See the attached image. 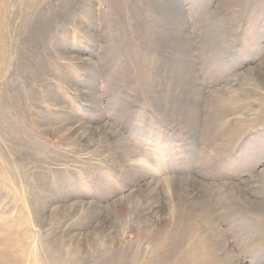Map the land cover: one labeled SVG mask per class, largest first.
Wrapping results in <instances>:
<instances>
[{
  "label": "rangeland",
  "instance_id": "rangeland-1",
  "mask_svg": "<svg viewBox=\"0 0 264 264\" xmlns=\"http://www.w3.org/2000/svg\"><path fill=\"white\" fill-rule=\"evenodd\" d=\"M0 1V253L12 264H264V0ZM174 25L185 27L201 86L195 117ZM72 118L107 122L142 161L119 165L60 133ZM168 179L213 190L220 253L199 217L182 229L164 217L159 231L115 224L113 203ZM79 202L98 208L118 246L93 239L99 221L78 214Z\"/></svg>",
  "mask_w": 264,
  "mask_h": 264
},
{
  "label": "bare ground",
  "instance_id": "bare-ground-1",
  "mask_svg": "<svg viewBox=\"0 0 264 264\" xmlns=\"http://www.w3.org/2000/svg\"><path fill=\"white\" fill-rule=\"evenodd\" d=\"M10 1V0H8ZM1 2V1H0ZM5 2V0H4ZM3 2V5H4ZM9 3V2H8ZM6 3V4H8ZM10 4V3H9ZM233 4V3H232ZM32 5V4H31ZM228 6V5H227ZM5 7V5H4ZM2 8V6H1ZM6 8V7H5ZM3 9V8H2ZM32 9V8H31ZM1 10V9H0ZM182 10V9H181ZM180 10L177 8L176 10H174V13H178ZM3 12V11H2ZM12 12V11H11ZM11 12L9 11V13L11 14ZM182 12V11H181ZM5 13V12H4ZM171 13V12H170ZM171 13V14H174ZM4 16V15H2ZM173 16V15H172ZM1 17V16H0ZM11 17V16H9ZM174 17V16H173ZM173 17L170 16V20H173ZM7 18V17H6ZM177 18V17H176ZM184 18V17H183ZM9 20V19H8ZM183 20V19H182ZM2 21L3 24V20H0V22ZM7 22V20H6ZM5 22V23H6ZM173 23V22H172ZM2 24L0 25L1 27V31H0V35L3 36L4 38V33H3V27ZM7 25V23H6ZM14 25V24H13ZM176 25L172 26V34L171 37L173 38V45L172 47H175L176 49V53H177V57H176V62L178 64L179 69V76L182 77V86H186L187 88H189V92H190V97L187 99V102L185 106L188 105V113L191 114L192 117H195L198 112H199V108H201V105L198 106V89L201 88V86L198 85L197 83V79L196 76L194 75V69H193V65H192V61L189 59H185V56H187L188 54V58L189 57V39H188V34L185 31V27L184 25L182 26V29L179 30L178 28L175 27ZM8 28V27H7ZM5 29V28H4ZM7 33V31H6ZM5 33V34H6ZM6 38H8L7 36H5ZM5 38V39H6ZM2 45V44H1ZM0 45V47H1ZM191 45V44H190ZM222 46V44H221ZM173 49V50H175ZM218 50V49H217ZM6 51V50H5ZM175 52V51H173ZM260 52V51H259ZM6 54V53H4ZM260 56V55H259ZM2 58V56H1ZM0 58V60H1ZM4 58V57H3ZM4 60V59H3ZM2 60V61H3ZM1 61V63H2ZM258 61V60H257ZM263 63V62H262ZM257 64V63H256ZM1 67V66H0ZM245 67V66H244ZM253 68V67H252ZM257 68V66H256ZM261 68V67H260ZM172 70V69H171ZM1 71V70H0ZM2 72V71H1ZM254 72V71H253ZM257 72V71H256ZM259 73V72H258ZM1 74V73H0ZM3 74V73H2ZM263 74V73H262ZM261 75V73H260ZM178 76V77H179ZM249 79V78H248ZM181 80V79H180ZM244 80V79H243ZM247 80V79H246ZM199 81V79H198ZM252 81V80H251ZM177 82V80H176ZM259 82V81H258ZM179 85V84H178ZM242 85V84H241ZM247 86V85H246ZM235 87V86H234ZM242 87V86H241ZM184 88V87H183ZM245 88V87H244ZM204 89V87H203ZM240 89V88H239ZM185 90V89H184ZM200 90V89H199ZM249 90V89H248ZM203 91V90H202ZM249 92V91H248ZM251 92V90H250ZM249 92V93H250ZM225 93V92H224ZM93 103L95 104L97 102V97L93 92ZM95 95V96H94ZM203 95V94H202ZM200 96V95H199ZM197 98V99H196ZM199 99H201L199 97ZM204 99V98H203ZM193 100L195 101V105L190 104L193 103ZM245 101V100H244ZM249 101V100H247ZM190 104V105H189ZM198 106V107H197ZM234 116V115H233ZM72 117V116H71ZM200 117V116H199ZM188 118V117H187ZM189 119V118H188ZM201 120V119H200ZM193 123V122H192ZM182 124V123H181ZM191 124V123H190ZM189 127V126H188ZM65 129V130H64ZM196 129V128H195ZM186 130V129H185ZM192 131V130H191ZM62 134H71V136L76 137L77 139L81 140L84 139L83 137H85V142L88 143V145H90L91 147H105V153L108 154V156L110 158H112L115 163L119 164V165H123V166H129V167H136L137 162L142 161V159H140V154L135 151L134 149H132L125 141V139L121 136V134L116 131L114 129V127H112L110 124H108L107 122H103L101 123L100 119L99 122L97 121V124L94 125H90V124H86V123H81L79 124L75 119H71L70 121H68L67 123H65V125L63 126L62 131H59ZM189 132V131H188ZM190 134V133H189ZM192 135V134H191ZM84 142V141H83ZM90 147V148H91ZM2 148V147H1ZM84 148V147H82ZM3 149V148H2ZM71 149V148H70ZM86 151V149H85ZM4 152V151H3ZM6 153V152H5ZM1 156V155H0ZM2 158V157H1ZM1 162V161H0ZM108 162V161H107ZM8 164V163H7ZM147 164V163H146ZM8 167V165H6ZM122 166V167H123ZM4 167V165H3ZM5 169V167H4ZM7 169V168H6ZM11 171L12 169L9 168ZM19 170V169H18ZM15 171V170H14ZM6 172V171H5ZM142 172V171H141ZM2 173V172H1ZM147 175V173H145ZM3 175V174H2ZM11 175V174H10ZM143 176V175H142ZM263 176V175H262ZM139 177V176H138ZM151 177V176H150ZM12 178V177H11ZM21 178V177H20ZM19 178V179H20ZM145 178V177H144ZM148 178V177H147ZM145 178L146 181H148V179ZM1 179V177H0ZM140 179V178H139ZM3 180V178H2ZM12 180V179H11ZM21 180V179H20ZM132 180V179H131ZM192 180V179H191ZM195 180V179H194ZM264 180V179H262ZM18 181V178H17ZM16 181V183H17ZM22 181V180H21ZM151 181V180H150ZM156 181V180H155ZM6 182V181H5ZM8 182V181H7ZM19 182V181H18ZM161 182L158 183H153V182H146L144 184V187L139 189V191L133 195L131 198H129L128 200H118L117 202L113 203L112 206L110 207V211L109 213L113 216V219H115V224H117L118 222L121 225H125L129 224L130 221H137L138 225H140V227H146L147 224H149V228H153V229H161L162 227H160L159 222L160 220L164 219L168 220L170 222H172L173 227L179 228L181 225H185L182 224L181 219L185 221L190 220L191 218L194 217H199L201 219L204 220V225L206 227L207 230V240L210 243V248L211 251L216 254V253H220L223 250V241L222 239L217 236L219 233L216 229L217 227L215 226L214 222H213V213H212V209H213V205H212V197L211 195L214 194L213 190L203 184H197L194 183V181H190V180H175V181H170V179L166 180L164 182V186L161 188ZM25 184V183H24ZM263 184V183H262ZM6 185V184H5ZM15 185V182H14ZM23 185V184H22ZM133 186V184L131 185ZM25 187V186H24ZM138 187V186H137ZM18 188L20 189L21 187L18 186ZM235 189V188H234ZM15 190V189H14ZM24 190V189H23ZM26 190V189H25ZM239 190V189H238ZM245 190V189H244ZM158 192H163L164 193V197L162 198L163 200H165V206L161 205V200L160 197L158 196ZM229 192V191H228ZM235 192V191H234ZM18 193V192H17ZM22 193V191H21ZM24 193V192H23ZM230 194V193H229ZM235 194V193H234ZM245 194V193H244ZM236 195V194H235ZM241 195V194H240ZM17 196V195H15ZM232 196V195H231ZM22 197V196H21ZM26 197V196H25ZM238 197V196H237ZM1 199V197H0ZM69 199V198H68ZM58 200V199H57ZM69 201V200H68ZM258 201V200H257ZM56 202V201H55ZM70 202V201H69ZM63 203V202H62ZM128 204V210L122 213H119L118 210L115 208L118 205L121 204ZM41 204V203H40ZM58 204V203H57ZM55 205V204H54ZM75 208L77 209V213L80 214L83 212V214L85 213L88 217L90 218L89 213L93 212V219L94 221H99V228H97V233H95L94 235H92L95 239L97 240L101 235H103L106 239L107 242L106 244H108L110 246H118L122 240V238H120V240H114V235H113V231L110 232L107 228L109 226H107V222L105 220V218L101 219L99 217V213H98V208H94L91 205H86L85 203L79 202V203H74ZM31 207V206H30ZM29 207V208H30ZM67 207V206H66ZM235 208V207H234ZM164 209V210H163ZM74 210V209H73ZM65 212V211H64ZM75 212V211H74ZM40 213V212H39ZM63 213V212H62ZM123 216L125 219L123 220L122 217ZM96 215V216H95ZM64 216V215H63ZM69 216V215H68ZM75 216V215H74ZM77 216V215H76ZM101 216V215H100ZM132 216V218H131ZM41 217V216H40ZM72 217V216H71ZM8 218V217H7ZM48 218V216H47ZM63 218V217H62ZM78 218V217H76ZM189 218V219H187ZM49 219V218H48ZM47 219V220H48ZM71 219V218H70ZM69 219V220H70ZM96 219V220H95ZM127 219V220H126ZM51 220V219H50ZM88 220V219H87ZM126 220V221H125ZM180 220V221H179ZM38 221V220H37ZM65 221V220H64ZM67 221V220H66ZM132 221V222H133ZM49 222V221H48ZM83 222V221H82ZM86 222V221H85ZM158 222V223H157ZM180 222V223H179ZM199 222V221H198ZM11 223V222H10ZM20 223V222H19ZM69 223V222H68ZM189 223V221L187 222ZM195 223V222H194ZM197 223V222H196ZM199 223H202V221H200ZM3 224V223H2ZM111 224V223H110ZM179 224V225H178ZM198 224V223H197ZM66 225V224H65ZM87 225V224H86ZM105 225L107 226V228L105 227ZM137 225V226H138ZM146 225V226H145ZM18 226V225H17ZM20 226V225H19ZM60 226V225H59ZM196 226V225H195ZM9 227V226H8ZM21 227V226H20ZM19 227V228H20ZM26 227V226H25ZM47 227V226H46ZM49 227L50 224H49ZM111 227V226H110ZM115 227V226H114ZM172 227V228H173ZM184 227V226H183ZM13 228V227H12ZM16 228V227H15ZM42 228V227H41ZM86 228V226H85ZM89 228V227H88ZM94 228V227H93ZM113 228V227H112ZM170 228V227H169ZM181 228V227H180ZM204 228V226H203ZM5 229V227H4ZM7 229V227H6ZM5 229V230H6ZM24 229V228H23ZM50 229V228H49ZM182 229V228H181ZM187 229V228H186ZM195 229V228H193ZM9 230V229H7ZM18 230V229H17ZM22 230V229H21ZM29 230V229H28ZM122 230V229H121ZM16 231V230H15ZM37 231V230H36ZM45 231V230H44ZM81 231V230H80ZM159 231V230H158ZM164 231V230H163ZM194 231V230H193ZM217 233H216V232ZM10 232V231H9ZM8 231L7 233L10 234ZM25 232V231H24ZM39 232V231H38ZM56 232V230H55ZM168 232V231H167ZM40 233V232H39ZM46 233V231H45ZM51 233V231H50ZM91 233V232H89ZM155 234V233H154ZM174 234V232H173ZM186 234V233H185ZM217 236H215V235ZM26 235V234H25ZM30 235V233H29ZM47 235V234H46ZM49 235V233H48ZM47 235V236H48ZM52 235V234H51ZM55 235V234H54ZM57 235V234H56ZM80 235V234H79ZM119 235V234H118ZM122 235V234H121ZM156 235V234H155ZM169 235V234H168ZM172 235V234H171ZM44 236V235H43ZM185 236V235H184ZM49 237V236H48ZM73 237V236H72ZM76 237V236H75ZM154 237V235H153ZM178 237V236H177ZM10 238V237H8ZM13 238V237H12ZM28 238V237H27ZM46 238V237H45ZM78 238V237H77ZM152 238V237H151ZM159 238V237H158ZM37 240V238H35ZM70 239V238H69ZM185 239V238H184ZM72 240V239H71ZM110 240V241H108ZM159 240V239H158ZM10 241V240H9ZM39 241V239H38ZM103 241V240H102ZM12 242H16L13 241ZM45 241L43 240V243ZM101 242V241H100ZM125 242V241H124ZM159 242V241H158ZM40 244V241L38 242ZM37 243V244H38ZM98 243V241H97ZM45 244V243H44ZM44 246L45 248V245ZM99 244V243H98ZM158 244V243H157ZM18 245V244H16ZM35 245V244H34ZM104 245V244H103ZM168 245V244H167ZM198 245V244H197ZM200 245V244H199ZM41 246V249H43ZM97 246V245H96ZM108 246V245H107ZM154 246V245H153ZM201 246H202V242H201ZM47 248V247H46ZM58 248V247H56ZM123 248V247H122ZM152 248V247H151ZM201 248V247H200ZM113 250L112 248H108ZM172 249V248H171ZM39 250V248H38ZM54 250V249H52ZM52 250H50L49 252H51ZM102 250V249H101ZM158 250V249H157ZM160 250V249H159ZM24 251V250H23ZM120 251V250H119ZM182 251V250H181ZM193 251V250H192ZM44 252V251H42ZM56 252V250H55ZM59 252V251H58ZM153 252V251H152ZM191 252V250H190ZM171 253V252H170ZM205 253V252H204ZM44 253H42L43 255ZM50 254V253H49ZM52 254H54L52 252ZM56 254V253H55ZM59 254V253H58ZM57 254V255H58ZM114 254V253H113ZM197 254V253H196ZM195 254V255H196ZM11 255V254H10ZM56 255V262L58 263V256ZM60 255V254H59ZM172 255V254H171ZM188 255V254H186ZM1 259L4 261V264H12V261L9 259V257H7V255L5 253H0ZM35 256V255H34ZM204 256V255H203ZM20 257V256H19ZM36 257V256H35ZM50 257L55 258L53 256ZM49 257V258H50ZM91 257V256H90ZM103 257V256H102ZM173 257V256H172ZM199 257V255H198ZM49 258L46 259L48 260ZM104 258V257H103ZM159 258V257H157ZM183 258V257H182ZM202 258V257H201ZM29 259V258H28ZM160 259V258H159ZM200 258L196 259L199 260ZM203 259V258H202ZM183 260L186 261V257L183 258ZM181 260V261H183ZM190 261V259H188ZM208 260V259H207ZM1 261V260H0ZM46 261V260H45ZM51 261V258H50ZM54 259H52V263L54 262ZM98 261V259H97ZM184 261V262H185ZM210 262V261H209ZM47 263V262H46ZM50 263V262H49ZM48 263V264H49ZM60 263V262H59ZM188 263V261H187ZM186 263V264H187ZM190 263V262H189ZM201 263V260H200ZM213 263V262H212ZM37 264V263H36ZM56 264V263H54ZM61 264V263H60ZM74 264V262L72 263ZM149 264V263H148ZM155 264V263H154ZM196 264V263H195ZM199 264V263H198ZM203 264H205V262H203Z\"/></svg>",
  "mask_w": 264,
  "mask_h": 264
}]
</instances>
